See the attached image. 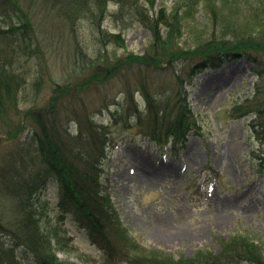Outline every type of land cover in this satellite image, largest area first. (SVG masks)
<instances>
[{"label": "rangeland", "instance_id": "374dc122", "mask_svg": "<svg viewBox=\"0 0 264 264\" xmlns=\"http://www.w3.org/2000/svg\"><path fill=\"white\" fill-rule=\"evenodd\" d=\"M175 1L154 0L153 3L155 9L164 6L170 11ZM248 1L239 0L229 5L213 0L211 9L207 4L199 5L193 16H184L182 44L187 46L195 37L206 36L211 30L217 34L223 31L224 26L211 24L210 11L223 10L231 19L243 22L251 13L248 6L254 2ZM109 2L102 27L121 35L123 47H118L114 40L98 43L95 29L85 18L74 20L68 27H60L66 22L63 18L55 15L54 19V14L44 18V11L36 7L33 14L35 34L31 35L29 43L20 41L25 49L29 44V57L18 56L14 62L24 75L18 92L19 116L11 115L7 121L17 122L23 109L46 106L55 83L64 82L76 71L83 73L89 59L101 48L111 58L125 51L141 53L145 50L151 37L149 30L137 22L122 25L113 21L111 15L117 3ZM258 59L253 65L241 54L221 57L218 65L196 73L180 93L193 113L195 130L199 133L191 130L184 142L174 145L170 142L164 147L143 137L134 125L135 118L123 120L126 106L130 104L129 110L132 106L125 91L127 88L133 90L134 100L137 99L133 102L140 108L143 99L136 94L141 92V80L152 90L159 88L162 93L171 92L176 89L173 69L153 70L151 66L133 65L84 88L70 85V100L72 105L76 104L80 115L92 116L108 126L109 143L105 146L102 183L126 228L129 243L175 258L189 257L199 250L218 252L220 239L237 233L247 234L264 246V166H261L264 155L259 154L264 137L257 139L249 125L254 118L253 112L248 116H235L231 109L244 97L252 98L257 83L264 84V79L256 75L260 69L264 72L263 61ZM175 68L179 71L188 69L189 65L180 62ZM182 76L185 77V73ZM261 97L264 100V95ZM62 111L67 115L59 116L63 121L68 118L67 126L74 121L75 115L65 106ZM23 124V130L12 140L0 134V160L13 143H18L17 146L34 144L30 121ZM32 156H35L34 151ZM9 158H13L12 154ZM55 186L46 188L42 197L47 195L52 204ZM2 196L0 211L3 205L7 213V198ZM47 214L51 218L56 215L50 203ZM64 224L72 247L58 250L59 258L77 264L100 262L102 251L74 216L68 214ZM1 240L13 243L11 237H1ZM15 250L22 264H38L26 247L19 246Z\"/></svg>", "mask_w": 264, "mask_h": 264}, {"label": "trees", "instance_id": "16d2710c", "mask_svg": "<svg viewBox=\"0 0 264 264\" xmlns=\"http://www.w3.org/2000/svg\"><path fill=\"white\" fill-rule=\"evenodd\" d=\"M109 1L117 3L111 15L113 21L122 25L137 22L149 30L151 37L145 50L141 53L125 51L111 58L101 48L94 58L89 59L83 73L74 71L64 82L55 83L46 106L23 109L17 122L7 121L11 115L19 116L18 92L24 75L14 62L18 56L29 57V44L25 49L20 41L29 43L31 35L35 34L33 14L36 7L44 11V18L49 14H54V19L55 15L63 18L66 22L63 21L60 27H68L74 20L85 18L95 29L98 43L114 40L118 47H123L121 35L102 27ZM153 1L0 0V134L12 140L23 130V122L30 121L34 143L29 146L13 143L11 150L0 160V196H6L5 203L9 206L7 213L3 205L0 211V264H22L15 250L19 246L26 247L38 264H77L57 255L58 250L72 247L64 224L68 214L74 216L102 251V260L95 264H264L263 244L242 233L221 238L218 252L199 250L189 257L175 258L131 244L108 189L102 183L105 146L109 143L108 126L94 121L92 116L80 115L76 104L71 103L70 85L76 89L84 88L133 65L151 66L153 70L173 69L176 89L172 88L171 92L162 93L159 88L152 90L141 80L140 95L146 101L142 110L133 102L137 101L133 90L126 89L125 97L132 106L131 110L130 104L124 107L123 120L134 117V125L143 136L161 146L168 142L174 145L183 142L191 130L199 133L195 130L193 113L180 93L196 73L207 66L217 65L221 57L240 54L253 65L259 62L258 58L264 64V0H254L253 6H248L251 13L243 22L231 19L223 10L210 11L211 24L224 26L223 31L217 34L211 30L206 36L195 37L187 46L181 42L184 16H193L201 4H207L211 9L213 0H176L170 11L164 6L155 9ZM238 1L222 0L229 5ZM180 62H187L189 68L178 71L175 66ZM256 75L263 81L262 69ZM261 95H264L263 82L256 84L252 98L244 97L231 109L235 116H248L253 112L254 118L250 119L249 125L257 139L263 140L260 138L264 137V100ZM63 106L75 115V134L69 131L72 122L65 126L68 118L63 121L59 116L63 113ZM261 142L259 154L264 155ZM33 151L35 156H32ZM11 154L13 158H9ZM48 179L56 185L53 204L47 195L42 198ZM48 203L55 208L54 218L48 217ZM1 237H11L13 243L3 242Z\"/></svg>", "mask_w": 264, "mask_h": 264}, {"label": "clouds", "instance_id": "9594fccd", "mask_svg": "<svg viewBox=\"0 0 264 264\" xmlns=\"http://www.w3.org/2000/svg\"><path fill=\"white\" fill-rule=\"evenodd\" d=\"M136 97L139 98L140 97V94L137 93L136 94ZM118 99H119V97H118ZM145 107H146V101L141 100L140 101V108L143 109ZM133 118L134 117H130V120L133 119ZM93 120L95 121V118L94 117H93ZM69 131L72 132L73 134H75V122H72V127H70Z\"/></svg>", "mask_w": 264, "mask_h": 264}, {"label": "bare ground", "instance_id": "6f19581e", "mask_svg": "<svg viewBox=\"0 0 264 264\" xmlns=\"http://www.w3.org/2000/svg\"><path fill=\"white\" fill-rule=\"evenodd\" d=\"M244 57V56H243Z\"/></svg>", "mask_w": 264, "mask_h": 264}]
</instances>
